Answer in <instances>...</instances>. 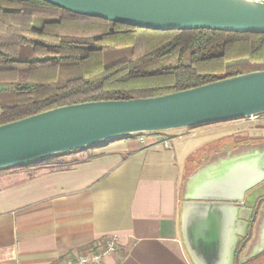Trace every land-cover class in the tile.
<instances>
[{
  "label": "water",
  "instance_id": "1",
  "mask_svg": "<svg viewBox=\"0 0 264 264\" xmlns=\"http://www.w3.org/2000/svg\"><path fill=\"white\" fill-rule=\"evenodd\" d=\"M45 1L77 15L155 31L264 34V0ZM262 115L264 70L158 97L58 107L0 126V171L115 139ZM191 173L184 176L180 202L181 241L191 264H238L234 225L245 193L264 181V151L239 148Z\"/></svg>",
  "mask_w": 264,
  "mask_h": 264
},
{
  "label": "trees",
  "instance_id": "2",
  "mask_svg": "<svg viewBox=\"0 0 264 264\" xmlns=\"http://www.w3.org/2000/svg\"><path fill=\"white\" fill-rule=\"evenodd\" d=\"M25 46L31 53L22 55ZM111 50L128 54L106 64ZM259 70L264 34L155 31L77 15L45 0H0V85L14 86L0 89V126L58 107L158 97ZM71 153L20 167L30 175L56 170Z\"/></svg>",
  "mask_w": 264,
  "mask_h": 264
},
{
  "label": "crops",
  "instance_id": "3",
  "mask_svg": "<svg viewBox=\"0 0 264 264\" xmlns=\"http://www.w3.org/2000/svg\"><path fill=\"white\" fill-rule=\"evenodd\" d=\"M200 133L115 139L64 156L56 170L0 172V264H64L109 237L116 252L101 264H191L181 191L188 163L207 149L191 155L184 140Z\"/></svg>",
  "mask_w": 264,
  "mask_h": 264
},
{
  "label": "flooded vegetation",
  "instance_id": "4",
  "mask_svg": "<svg viewBox=\"0 0 264 264\" xmlns=\"http://www.w3.org/2000/svg\"><path fill=\"white\" fill-rule=\"evenodd\" d=\"M238 122L217 126H226ZM239 148H246L251 151L257 148L260 149V152H263L264 138L242 139L239 137L221 146L214 145L213 148L206 150L201 155L202 159H196L188 163L185 176L192 174L194 168L199 164H203L209 158L223 160L228 153L232 154ZM231 157L232 155L228 158ZM240 206L241 215L234 225V229L239 233L235 248L236 252H239L238 264H264V236L261 237V231L264 230V181L245 193Z\"/></svg>",
  "mask_w": 264,
  "mask_h": 264
},
{
  "label": "rangeland",
  "instance_id": "5",
  "mask_svg": "<svg viewBox=\"0 0 264 264\" xmlns=\"http://www.w3.org/2000/svg\"><path fill=\"white\" fill-rule=\"evenodd\" d=\"M37 25L40 26L41 20L36 21ZM31 53V46H25L22 49V55H27ZM127 51H106L105 53V62L106 64L112 63L116 60H119L123 57L127 56ZM163 64V61L156 63V67H160ZM9 89H13L14 86L8 87ZM195 136H191L186 138L184 141L186 142V150L191 152L192 154H197L198 146H203L204 149L210 150L214 147V145H222L226 142H231L236 138L242 139H255V138H264V115L260 116L256 119H247L242 122H238L235 124H229L226 126H215L210 129L207 128ZM188 133L187 130H174L165 132L166 134L172 135L176 133ZM164 133V134H165ZM146 137L152 135L150 133L145 134ZM175 142H182L179 139H175ZM199 149V148H198ZM196 150V151H195Z\"/></svg>",
  "mask_w": 264,
  "mask_h": 264
},
{
  "label": "built area",
  "instance_id": "6",
  "mask_svg": "<svg viewBox=\"0 0 264 264\" xmlns=\"http://www.w3.org/2000/svg\"><path fill=\"white\" fill-rule=\"evenodd\" d=\"M259 117H255L252 119H256ZM139 143L144 145L146 143V135H138ZM162 144L169 148L171 146V139L165 138ZM117 247V237H109L107 238L103 245L100 246L96 252H90L82 256H78L76 258H68L64 264H101L103 258L107 255L116 252Z\"/></svg>",
  "mask_w": 264,
  "mask_h": 264
}]
</instances>
